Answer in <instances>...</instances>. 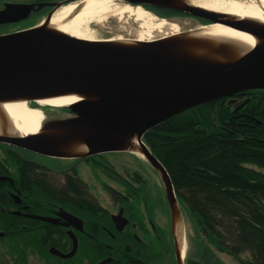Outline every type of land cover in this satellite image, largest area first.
Returning <instances> with one entry per match:
<instances>
[{
	"label": "trees",
	"instance_id": "1",
	"mask_svg": "<svg viewBox=\"0 0 264 264\" xmlns=\"http://www.w3.org/2000/svg\"><path fill=\"white\" fill-rule=\"evenodd\" d=\"M27 19L11 22L9 28L0 26V32L34 25L33 20ZM232 98L237 101L232 103ZM142 139L167 171L184 222L186 226L190 224L197 234L199 259L188 254L187 264L219 263L210 260L212 252L207 240L243 264H264V89L246 90L232 97L197 105L151 128ZM5 160L16 164L12 176L23 195L84 210L92 217L100 212L90 185L79 177L76 170L62 171L61 180L11 151ZM85 161L89 165L99 163L92 158H85ZM153 181L150 176L131 171V191L140 193L135 201L143 199L154 203L157 199L163 203L169 228L164 231L158 224L156 227L166 241H162L165 249L176 256L171 232L172 210L164 188ZM16 185L0 180L1 204H11L10 192L17 190ZM135 214V219L140 217L143 220L137 212ZM147 219L154 224L151 215ZM38 223L21 222L18 217L0 211V230L4 232L0 237V264H30L29 255L33 252L44 258L47 264H96L100 257L111 252L105 249L100 252L92 246L96 233L91 231L84 240L87 248L80 247L73 258H59L52 255L48 247L65 249L68 242H61L63 236L60 232L52 231L48 236L43 230L37 231ZM139 224L146 230L145 224ZM158 240L154 236L149 243L140 244L134 240L133 244L143 250L141 257L144 260L152 261L158 255ZM84 255L87 262L82 260ZM137 255L131 258V264H144Z\"/></svg>",
	"mask_w": 264,
	"mask_h": 264
},
{
	"label": "water",
	"instance_id": "2",
	"mask_svg": "<svg viewBox=\"0 0 264 264\" xmlns=\"http://www.w3.org/2000/svg\"><path fill=\"white\" fill-rule=\"evenodd\" d=\"M113 1L170 6L199 13L208 20L228 26L240 29L245 27L240 22L217 19L195 8H180L176 5V0ZM56 4L62 6L65 2ZM33 6L28 3H13L6 9L2 8L0 24L28 18ZM35 27L0 34V94L29 92L49 87L84 89L101 93L103 96L96 101L70 106L68 109L72 117L64 120L58 118L51 122L47 121L46 124L89 121L95 125L94 133L86 137L90 144L103 135L106 129L136 130L140 133L148 161L154 165L159 164L168 180L169 188L160 176L173 215L177 263L183 264L175 232L177 214L182 219L184 238L185 225L174 188L167 171L142 141V137L151 128L197 105L232 97L246 90L264 89V48L237 60L225 71L198 77L158 60L92 44L62 40L39 32ZM0 142L39 155L64 156L58 152L64 142L63 136H0ZM109 148L117 150L110 143L95 144L87 156L107 152ZM156 171L158 172L157 169ZM0 180H9L13 183V179L7 176L0 177ZM13 196L16 200L19 199L18 193ZM59 216L80 222V219L65 211H61ZM32 217L53 223L60 221V218L35 215ZM73 221L71 224H75ZM69 234L73 239V247L69 252L64 253L54 246L49 252L63 259L72 258L77 251V240L74 233ZM2 236L4 232L0 231V237Z\"/></svg>",
	"mask_w": 264,
	"mask_h": 264
},
{
	"label": "bare ground",
	"instance_id": "3",
	"mask_svg": "<svg viewBox=\"0 0 264 264\" xmlns=\"http://www.w3.org/2000/svg\"><path fill=\"white\" fill-rule=\"evenodd\" d=\"M176 5L195 8L217 19L240 22L245 27L240 29L210 20L209 24L182 30L179 24L158 18L141 5L113 0H75L50 12L35 30L62 40L71 39L158 60L198 77L225 71L237 60L264 48V0H176ZM111 15L134 17L140 28L135 38L130 35L94 37L92 24L102 23ZM102 96L96 91L66 87L0 94V136H63L58 152L71 158L87 156L95 144L110 143L117 150L131 152L148 161L136 130L106 129L90 144L86 137L94 133L95 125L89 121H63L60 125L45 122V107L68 109ZM152 165L169 188L160 165ZM175 232L184 264L186 241L179 214Z\"/></svg>",
	"mask_w": 264,
	"mask_h": 264
},
{
	"label": "flooded vegetation",
	"instance_id": "4",
	"mask_svg": "<svg viewBox=\"0 0 264 264\" xmlns=\"http://www.w3.org/2000/svg\"><path fill=\"white\" fill-rule=\"evenodd\" d=\"M14 3H28L33 4L32 11L27 20H33L35 23L34 18H36L39 13L45 12L47 8L52 6L50 3L57 2L56 0H12ZM66 1V0H65ZM0 9L4 8L2 4H5L6 0H0ZM122 2V1H118ZM136 6V4H131ZM143 6L154 12L156 15L161 17H165L168 20H176L178 23L181 20H191L192 25L198 24H208L211 21L208 20L206 17H202L199 13H195L191 11H185L176 9L173 7H162L156 5H147L143 4ZM54 8V7H53ZM51 8V10L53 9ZM50 10V11H51ZM49 11V12H50ZM48 12V13H49ZM195 13V14H194ZM37 15V16H36ZM188 23V21H186ZM185 23V24H187ZM9 23L0 24V26H8ZM181 26V25H180ZM182 27V26H181ZM9 28V26H8ZM17 30H22L18 28H10L5 33L14 32ZM0 32V33H4ZM45 113H49V108H43ZM9 145L4 142H0V177H11L13 179V183L9 180H2V181H9L12 186H15L16 180L12 176L14 171L16 170V164L11 162H7L5 159L7 158V154L9 151L13 152L15 156L25 159L40 168H45L48 172L60 177L62 180V171L66 173H70L71 170H76L79 177L85 181L81 174V165L84 164L85 160L75 159L76 162L69 161L62 165L57 164H48L45 160L54 159L58 157H51L46 155H39L24 149ZM106 153L111 154H123V156H131V153L117 150L114 153L113 149H108L107 152L93 154L89 156V158L96 159L99 163L98 165H89L93 170L99 172L102 177L98 178V182L101 183V189L99 192V196L94 194L92 191V187L90 185V190L92 195L96 198L98 205H99V213L97 216L92 217L90 213L84 210H76L72 208H66L63 205L55 204L54 202H43L42 200H37L36 198H30L23 195L19 188L16 185V191L10 192L11 197V204L8 206L3 205L0 203V211L4 213H10V215L18 217L21 222L25 220L39 222L36 227L37 231L43 230L49 233L52 231H57L62 233L61 235L63 238L61 242H68V245L65 249L57 247L64 253L69 252L73 247V239L69 233H74L76 240H77V251L81 247L87 248L88 245L84 240H87L89 233L91 231L96 233V237L94 242H92V246H96L100 252L105 250H110V254L106 256L100 257L96 264H131L132 259L135 258V254L138 253L139 260L142 259L144 264H178L176 256H173L168 249L166 250L162 241H165L164 237L160 235V230L166 231L167 226L169 225V218L166 217L163 213V203L156 199L153 202H144L142 200L135 201L136 196H140V193L135 191H131V171L129 170H117L113 164L108 162L106 158ZM3 155V156H2ZM104 157V158H103ZM44 158V159H43ZM53 161V160H52ZM124 169V168H123ZM59 178V179H60ZM103 178V179H102ZM86 182V181H85ZM17 183V182H16ZM87 183V182H86ZM88 184V183H87ZM89 185V184H88ZM19 191V192H18ZM19 199L16 200L13 194H17ZM142 194V193H141ZM143 195V194H142ZM101 200H106L107 203L100 202ZM152 206V207H151ZM151 207V208H150ZM61 211H65L78 219L80 222L73 221L72 219H66L59 216ZM138 213V216H142L143 220L135 219L137 216L135 213ZM32 215L35 216H42V217H51V218H60L58 223L48 222L45 220H41L39 218H34ZM152 216L154 219V224L150 223L147 219L149 216ZM166 220L164 223L167 226L162 224V221ZM172 220V217H171ZM75 222V224H71V222ZM139 223L145 224L147 227L146 230L141 229ZM158 224L160 230L158 231L156 227ZM26 226H22L24 228ZM156 229V230H155ZM33 230V228H32ZM171 232L173 235V231L171 228ZM154 236L156 239H159V249L157 250V257L154 260H144L141 255L144 254L143 250L138 249L134 246V240H137L143 244L149 243V241L154 240ZM166 236V234H165ZM54 239H60L57 235H51ZM158 240V241H159ZM139 244V243H138ZM167 248V245H166ZM124 249V251H120ZM121 253H119L118 251ZM83 252V250H82ZM77 253V252H76ZM75 253V254H76ZM120 254V256H117ZM125 254V256L123 255ZM75 256V255H74ZM73 256V257H74ZM58 257V256H57ZM72 257V258H73ZM60 258V257H59ZM63 259V258H62ZM84 262H87V257L84 255L82 259ZM134 264V263H132Z\"/></svg>",
	"mask_w": 264,
	"mask_h": 264
},
{
	"label": "rangeland",
	"instance_id": "5",
	"mask_svg": "<svg viewBox=\"0 0 264 264\" xmlns=\"http://www.w3.org/2000/svg\"><path fill=\"white\" fill-rule=\"evenodd\" d=\"M56 1L57 2H55V4H52V6H50L49 8H47L45 10V12H43L37 16L34 25L40 23L43 20V18L46 16V14L51 10V8H53V7L59 8L60 6H58L56 3H62L63 4L64 2L69 1V0H66V1L65 0H56ZM73 1H75V0H73ZM13 3H14V1H12V0H6L5 4H2V5H4L3 6L4 9H6L9 6H11ZM0 4H1V2H0ZM152 13L154 15H156L154 12H152ZM158 17H160V16L158 15ZM173 21L178 23L176 20H173ZM186 21H188V23ZM185 23H187V24H185ZM179 24L182 26L181 27L182 30H186L188 28L197 27V26L201 25V24H198V25H192L191 26V24H192L191 20H188V19L179 21ZM91 29L93 31L94 37H97L100 39H106V38H110V37H116L119 35H123V36H127V37H128V35H130L131 37L135 38V36H136V34L140 28H139L138 23L136 22L135 18L130 16V15L129 16L124 15L122 18L111 15V16H107L106 20L103 21L102 23L92 24ZM69 41H74V40L70 39ZM75 42H79V41H75ZM47 108H49L48 109L49 113L47 114L44 112L43 114H44V117L46 119H48V122H51L52 120H56L58 118L72 117L70 114L71 112L67 108H53V107H47ZM113 151H114V153H116V150H113ZM106 158H107L108 162L113 164L117 170L138 171V172H140L146 176H150L152 178V180H154L153 182H155L158 186H161V188L163 189L164 184L161 181L160 175L158 174L156 169L144 158H142L136 154H132V153H131V156H129V157L123 156V154L106 153ZM72 160H73V162H75V160L71 157L61 156L58 158L49 159V160H45V161L48 164L60 165V163H62V165H63L64 163L72 161ZM80 160H85V159L80 158ZM85 163L88 164L87 162H85ZM85 163L81 165V170H79L80 174H81L82 178L89 185H91V187L93 189L92 192L94 194H96L97 196H99V192L101 189V187H100L101 183L98 182V178H96V177H98V176L102 177V176L99 172L93 170L89 165H86ZM99 199H100V202L107 203L106 200H101V198H99ZM164 223H166V220H163L162 224L164 226H167ZM168 228L169 227L167 226V229ZM206 242L209 243L208 248L212 252V254L210 256L211 261H218L220 264H243L240 261H238L237 259H235L234 257H232L231 255L218 250L215 246L210 244V242L208 240ZM198 244H199V242L197 239V234H195L194 228L190 224H188L186 226V249H187L186 253H187V255L190 254V256H192L196 260L199 259L198 254L200 253ZM50 247H52V246H50ZM50 247H48V249ZM29 261H30V264H47V261L44 258H42L38 253H34V252L31 255H29Z\"/></svg>",
	"mask_w": 264,
	"mask_h": 264
}]
</instances>
